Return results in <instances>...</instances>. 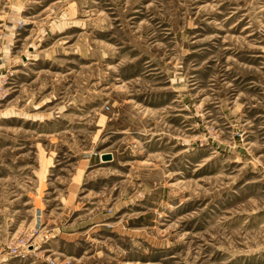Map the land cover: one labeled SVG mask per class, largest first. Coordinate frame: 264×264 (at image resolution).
Instances as JSON below:
<instances>
[{"label": "rangeland", "instance_id": "374dc122", "mask_svg": "<svg viewBox=\"0 0 264 264\" xmlns=\"http://www.w3.org/2000/svg\"><path fill=\"white\" fill-rule=\"evenodd\" d=\"M0 264H264V0H0Z\"/></svg>", "mask_w": 264, "mask_h": 264}, {"label": "water", "instance_id": "95a60500", "mask_svg": "<svg viewBox=\"0 0 264 264\" xmlns=\"http://www.w3.org/2000/svg\"><path fill=\"white\" fill-rule=\"evenodd\" d=\"M101 157H102V159H108L110 156L108 153H106V154H103Z\"/></svg>", "mask_w": 264, "mask_h": 264}]
</instances>
